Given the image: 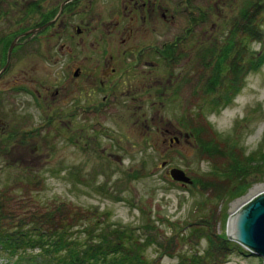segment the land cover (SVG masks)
Here are the masks:
<instances>
[{
	"label": "rangeland",
	"instance_id": "374dc122",
	"mask_svg": "<svg viewBox=\"0 0 264 264\" xmlns=\"http://www.w3.org/2000/svg\"><path fill=\"white\" fill-rule=\"evenodd\" d=\"M183 1L161 0L166 10L158 25L135 17L125 21L128 30L109 22L117 12L121 15L122 0H82L67 9L51 40L55 28L18 41L0 76L4 213L39 220L45 228H67L80 241L87 229L94 235L129 230L139 242L153 241L143 248V258L177 264L180 256L202 254L205 235L226 234L228 218L264 192V60L237 83V93H226L232 79L227 69L224 81L210 92L206 85L215 60L200 55L213 42L225 46L227 20L238 0H191L190 5L211 9L193 34H187L189 0ZM63 2L0 0V71L15 35ZM87 22V31L77 35L75 27L85 28ZM261 23L264 29L263 15ZM5 37L7 45L1 41ZM109 37L125 38L135 51L160 43L168 57H142L134 68L141 79L131 78L124 93L103 107L102 95L81 86L73 72L95 71L100 48L94 51L89 43ZM245 47L247 67L253 52L263 54L264 36L262 44L248 41ZM145 61L156 66H144ZM148 82L150 88L144 86ZM203 142L218 152H206ZM232 157L243 163L239 176L230 169ZM172 169L184 172L190 182L172 179ZM259 260L235 252L225 264ZM0 264L11 262L0 257Z\"/></svg>",
	"mask_w": 264,
	"mask_h": 264
},
{
	"label": "trees",
	"instance_id": "16d2710c",
	"mask_svg": "<svg viewBox=\"0 0 264 264\" xmlns=\"http://www.w3.org/2000/svg\"><path fill=\"white\" fill-rule=\"evenodd\" d=\"M180 2L184 1L180 0ZM187 4L191 7L189 8L191 15L188 19L189 29L187 34H193L197 26H204L208 16L207 13L211 9L207 10L201 6L190 5L191 0ZM237 4V9L232 12L227 20L230 28L228 38L226 42L224 41L225 46L219 48L218 44L213 42L210 45L211 47L202 51L206 54L200 55L204 58L207 55L210 56L211 61L215 60V63L211 66V77L206 85V89L210 88V92L217 83L224 81V79H220L222 73L227 69L230 70L232 79L230 78L231 84H226V93L231 92L232 95L237 93L240 89V85L237 83L244 81V76L249 71L257 70L264 60V52L261 56L253 52L251 59L247 61V67H244V62H242L248 41L263 43L264 29L262 28L261 17L264 16V0H238ZM232 6H234V2ZM55 12H51L47 18L41 19L37 25L50 20ZM6 39V37L1 39L5 45L8 44ZM164 56L165 58L168 57L166 54ZM228 59H233L229 67L224 65V62ZM203 63L210 66L208 61L203 60ZM226 98L231 100L229 96H226ZM196 132L198 133V131ZM202 148L206 152H218V149L208 142H203ZM230 166L234 176H239V172L244 170L243 163L236 157H232ZM240 187H242L241 184ZM4 206V202L0 199V257L7 262H11V264L156 263L141 256L143 248L148 246L146 244H149L147 239L139 242L138 239H134L130 235L129 230L104 229L94 235L92 229H87L84 233L86 239L80 241L73 239L71 234H67V228L52 229L51 226L45 228L43 222L39 220L35 222L26 221V219L18 216L15 219L10 213H4V210H7ZM205 237L207 247L202 254L194 253L189 256H180L177 264H225L232 253L238 252L251 255L243 251L234 241L229 240L226 234H219L216 239L209 235H205ZM149 241L151 240L149 239ZM152 243L149 245H152ZM259 263L263 264L261 259Z\"/></svg>",
	"mask_w": 264,
	"mask_h": 264
},
{
	"label": "flooded vegetation",
	"instance_id": "af4514ba",
	"mask_svg": "<svg viewBox=\"0 0 264 264\" xmlns=\"http://www.w3.org/2000/svg\"><path fill=\"white\" fill-rule=\"evenodd\" d=\"M78 1H82V0H64V2L60 5V7L57 9V11L50 20H48L47 22L41 25H36L33 27H29L27 29H23L22 31L18 32L15 35L14 39L12 40L17 39L16 46H18L19 44L18 41L22 38L29 39L31 37V33L37 32L40 34V32L46 31L48 28L52 30V28H55L57 27V25H59V21L60 23L62 22L63 24V20H61V18L65 17L67 9L70 7L72 8L74 6L73 4ZM120 7H121V13H120L121 15L119 16V12H117L116 17H114V15L112 16L114 17L113 19L116 18L117 21L115 19V22L112 23L113 22L112 18L109 21L112 25L114 24V26L112 27H114L115 29L120 25L121 28L124 27V29L129 30V27L127 26L129 23H125V21L129 20L130 18L133 21L135 17H138L143 22L148 21L150 23L151 22L154 24L156 23L155 25L159 24L160 19L165 18L163 10H166V8L165 9L162 8L161 0H122V2L120 3ZM49 14L50 13L41 14L39 22L44 17L47 18ZM91 20L92 19H89L88 21ZM110 23L107 24L106 21L107 27H109ZM46 24H48V27H45L40 30V28ZM88 24L89 22L86 23L85 28L76 26L75 33L79 36L82 35L85 32V30L87 31ZM108 30L109 32L112 33V30L110 29ZM55 31L56 28L48 36L47 39L48 41L51 40L53 36H55L58 33ZM71 37L73 36L70 35V38ZM113 39H114L113 37H109L105 39L97 38L89 43V48L94 51L98 50V47L100 48L99 51L100 61L99 63L96 64L95 71L89 72L88 74L89 76L83 75L84 73L79 68H77L73 72V76L75 80L81 86H83V84L90 85L89 88L91 89L92 94L100 93L102 95L101 105L103 107L111 105V101L113 99L116 100V95L118 93L120 94L124 93L123 89L129 84V80H131V78H134L136 76V77H140L141 79L140 76L141 71L136 70L134 68L138 67V64L140 63L142 57H147V56L150 57L151 55H154L157 57L158 60H161L163 57L165 58L163 54V48L160 43L146 44V47L142 51L139 50L135 51L134 49L132 50L130 49V47L129 48L127 47L129 44H127V40L125 38L123 39L120 38L117 41H114ZM175 42L178 41L175 40ZM164 47H166L165 44ZM87 60H89L88 57ZM145 64L150 65V67L156 66L154 63H151L149 61L148 62L145 61L144 66ZM131 74L132 76L130 77ZM88 78L91 79L89 80ZM144 86L146 88H150L151 85L148 82V84Z\"/></svg>",
	"mask_w": 264,
	"mask_h": 264
},
{
	"label": "water",
	"instance_id": "95a60500",
	"mask_svg": "<svg viewBox=\"0 0 264 264\" xmlns=\"http://www.w3.org/2000/svg\"><path fill=\"white\" fill-rule=\"evenodd\" d=\"M16 41L17 39L11 43L8 49L7 62L0 71V76L9 65ZM175 141L177 140L175 139ZM170 175L174 180L190 182V179L181 170L172 169ZM226 236L229 240L246 248L264 263V192L242 205L228 218Z\"/></svg>",
	"mask_w": 264,
	"mask_h": 264
}]
</instances>
